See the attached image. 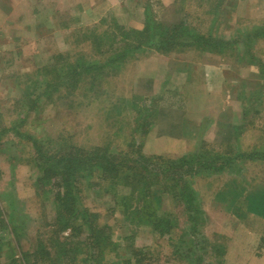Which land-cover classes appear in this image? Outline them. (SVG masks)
<instances>
[{"label": "rangeland", "instance_id": "374dc122", "mask_svg": "<svg viewBox=\"0 0 264 264\" xmlns=\"http://www.w3.org/2000/svg\"><path fill=\"white\" fill-rule=\"evenodd\" d=\"M111 57L95 81L45 84L68 62ZM261 73L264 0H0V264H34L56 243L71 250L64 264H249L264 249L247 201L264 189V162L237 156L264 150ZM203 152L214 170H179ZM103 153L120 165H67ZM140 154L143 165L131 161ZM141 168L147 184L160 174L154 213L177 218L172 235L121 185ZM184 184L191 207L179 202Z\"/></svg>", "mask_w": 264, "mask_h": 264}, {"label": "trees", "instance_id": "16d2710c", "mask_svg": "<svg viewBox=\"0 0 264 264\" xmlns=\"http://www.w3.org/2000/svg\"><path fill=\"white\" fill-rule=\"evenodd\" d=\"M162 35L164 36V34H162ZM166 36L170 37L169 35H166ZM162 38H164V37H162ZM238 49H239V47H238ZM128 55H129V53H124L123 57H127ZM123 57L121 58L122 60L125 59ZM117 61H119V58L118 59H112V57H111V58H107V61L106 60L102 61V60L79 59L73 63L68 62V67H66V68L61 67L60 69H58V68L55 69L53 72V74H54L53 76L49 75V72H48L47 75L49 76L50 80L46 81L45 84H46L47 88H54L55 91H56L58 86H61L65 82L69 83L71 85V87L74 88L77 86V82H78L76 79H79V78L83 77L84 75H89V74L92 75V78L95 75L93 80L99 76L102 77L108 71V69L110 68L111 65H116ZM64 70L69 71V73L64 72ZM89 71H93L95 73H88ZM83 73H88V74H83ZM258 80H259L258 86L260 88H264V73L260 74ZM244 83H246V82H244ZM244 83L243 84L241 83V85L242 86L245 85ZM244 116H246V115H244ZM31 140H33V144L36 147L38 141L36 139H31ZM198 157H200V156L198 155ZM188 158H190V159H188ZM216 158L219 160V159H221V156H217ZM237 158L240 160H242V158H243L246 160L250 159L254 162L255 161L256 162H262V161L264 162V150L256 149V150H254V152H249V153L242 152V154L237 156ZM66 159H67V165L72 164V166L74 168H76V170H75L76 172L79 171L78 167H81L82 171L79 172L80 174H83V169L86 170L87 172H89L90 168H92V169L100 168L103 170L105 169V171L108 172V170L115 169V167H118L120 165V163H116L115 157H113L107 153L100 154L99 156L96 155L95 157L88 156V157L83 158V157L79 156V157H74L71 159H69V158H66ZM139 159H145L146 160V158L141 156V154H140V155L136 156V158H132L131 161H133V163H135V164L143 165V162H145V161H139ZM48 160L53 161L50 159H48ZM64 160H65V158L60 157L56 161V164H58V166H59ZM53 162H55V161H53ZM93 162L96 163V166L92 165L90 167V163H93ZM181 162L182 163L179 167L180 171H184L186 166L188 169H192L193 165L195 167H197L198 165H203V171H208L210 169L214 170L212 168L213 167L212 163L215 162V158L211 159V157L208 155V153L206 154V152H203V162H200L198 159L195 160L192 157H185ZM151 164H153V166H156V165L159 166L160 165V163L158 161H152ZM85 166H88L89 169H87ZM162 166L164 167L163 164H162ZM134 167L136 168V165ZM224 167L225 166H223V168ZM169 168H170V169H168L169 171L174 170L171 167H169ZM145 170H146V168H141L140 172H137V173L132 175V178L129 182H127L125 180V183H123L121 185H123L124 187L130 188L131 196L134 195L136 193V191L138 190L137 196L142 198L147 203L154 206V207L151 206L150 210H146L147 207L143 208L142 213L144 214V216L146 215L151 220L150 224L156 231H160L162 236L172 235L174 233V231L176 230V228L178 227L177 218L170 213H166L164 215H155V213H154L155 208L159 209V203H161V194L159 191H156V192L152 191V189H153L154 185L160 184L159 183L160 174L159 173L156 174V173L152 172L153 176L150 177L149 180L147 178V181H148V184H147L144 180V177L147 175ZM220 170H222L221 167L219 169H217V171H220ZM72 177L75 180V175H73ZM142 180L144 181V185L141 186ZM168 190L172 191L173 190L172 186L168 185ZM168 196L170 197V193H168ZM178 196L182 199L181 201L179 200V202L182 203L184 206L187 205L188 207H191L193 205L194 194L191 191V189L189 187H187L186 184H184L183 189L178 193ZM254 197L257 198V200H254L255 198H251L250 196L247 199L248 210H249V212H252L253 214H258L260 216L262 215V217H264V210H262L264 207V204L261 203V201H260V199L264 200V197H260L258 195L254 196ZM150 198L153 199L155 202L150 201ZM64 211H66V210H64ZM58 218L67 227L68 222L62 216V212H59ZM189 222L192 224V226L197 227V223H196V220L194 217H190ZM87 224L89 225L90 222H88ZM90 231H91V235H92V236H90V238L94 239L93 242L97 246L104 247V248L110 247L111 244H109V243L107 244L106 240H105V235H104L106 233L105 230H103L101 232V231H97L93 227H91ZM0 249H2V248H0ZM93 252H96V250L94 249ZM70 253H71L70 248H66L65 246L61 247L59 244L56 243V245L54 244L53 250H51V251L46 250L42 254L39 251L36 252L34 264H36V263L37 264H47L46 261H48V263H52V262L57 260L56 259L57 256L61 257V260H58V261H60V263L64 264V262L66 261L65 259L69 260ZM39 254H40V256H39ZM13 262H15V261H13ZM95 264H99V262H97Z\"/></svg>", "mask_w": 264, "mask_h": 264}, {"label": "crops", "instance_id": "0c3cea01", "mask_svg": "<svg viewBox=\"0 0 264 264\" xmlns=\"http://www.w3.org/2000/svg\"><path fill=\"white\" fill-rule=\"evenodd\" d=\"M256 195H258V196H260V197H264V189L263 190H258V191H255V192H253L252 194H250L249 196L251 197V198H255L254 196H256ZM248 196V197H249ZM254 200H257V198H255ZM259 200V199H258ZM260 201H261V203H263L264 204V200L263 199H260ZM224 210H226V211H228L229 209H224ZM262 210H264V207H263V209ZM223 212H225V211H223ZM229 212V211H228ZM232 212V211H231ZM249 215H252V216H254V217H259L260 219H263V221H264V217H262V215L260 216V215H258V214H253V213H250ZM249 264H264V249H263V251L261 252V254L259 255V256H255V257H253V259H252V261L251 262H249Z\"/></svg>", "mask_w": 264, "mask_h": 264}]
</instances>
